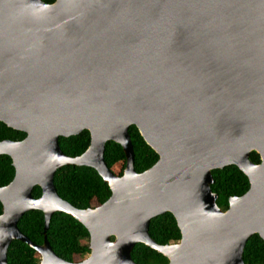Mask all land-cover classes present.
<instances>
[{
	"label": "water",
	"instance_id": "95a60500",
	"mask_svg": "<svg viewBox=\"0 0 264 264\" xmlns=\"http://www.w3.org/2000/svg\"><path fill=\"white\" fill-rule=\"evenodd\" d=\"M0 122L25 134L0 141L14 168L0 187V264L13 241L38 264H136L137 244L167 264H244L247 240L264 242V0H0ZM131 126L158 156L141 173ZM84 130L88 148L66 156L59 138ZM110 141L125 155L121 176L104 160ZM63 166L94 169L110 197L75 208L53 183ZM227 166L249 188L222 210L212 171ZM29 211L43 214L40 245L18 229ZM56 212L87 230L84 259L53 252ZM165 213L181 237L158 245L148 227Z\"/></svg>",
	"mask_w": 264,
	"mask_h": 264
},
{
	"label": "trees",
	"instance_id": "16d2710c",
	"mask_svg": "<svg viewBox=\"0 0 264 264\" xmlns=\"http://www.w3.org/2000/svg\"><path fill=\"white\" fill-rule=\"evenodd\" d=\"M53 3L55 0H42ZM133 151L134 169L137 173L151 168L158 160L157 154L144 142L135 126L128 130ZM25 134L8 128L0 122V141H20ZM90 135L84 130L76 136L59 138L61 151L68 157L81 155L89 146ZM252 162H259V155L251 152ZM104 160L109 171L115 176H121L125 168V155L120 145L107 142ZM214 179L212 192L217 194L216 204L222 210L228 207V199L241 196L249 188L247 177L236 167L227 166L213 170ZM14 177L11 159L0 155V187L8 185ZM54 186L60 198L77 209H86L103 204L111 195V191L98 173L89 167L63 166L54 175ZM41 190L34 187L32 196L39 198ZM2 206L0 204V214ZM44 218L40 211L26 212L18 222V229L33 244L43 243ZM148 233L158 245L173 244L180 240V231L174 217L165 213L151 219ZM46 238L59 258L68 262H78L89 254L87 230L72 217L56 212L52 215L46 232ZM131 258L136 264H167L168 260L161 254L137 244L131 252ZM242 259L244 264H264V242L257 235H252L246 242ZM39 254L20 241H13L7 251V264H38Z\"/></svg>",
	"mask_w": 264,
	"mask_h": 264
}]
</instances>
